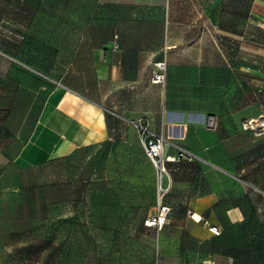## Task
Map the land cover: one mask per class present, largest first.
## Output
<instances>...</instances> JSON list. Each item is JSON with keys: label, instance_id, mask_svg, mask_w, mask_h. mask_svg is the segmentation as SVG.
<instances>
[{"label": "crops", "instance_id": "obj_1", "mask_svg": "<svg viewBox=\"0 0 264 264\" xmlns=\"http://www.w3.org/2000/svg\"><path fill=\"white\" fill-rule=\"evenodd\" d=\"M83 2L82 14L69 12L54 23L42 51H5L10 62L2 66L0 95L11 112L21 104V113L10 116L29 131L16 154L6 151L7 142L0 146V178L11 167L47 165L108 143L113 121L130 124L140 140L133 122H141L165 136L164 155L176 157L166 166L181 171L171 180L180 195L162 203L173 213L180 201V229L207 239L208 224L243 226L254 193L264 196V126L244 127L250 119L264 123V73L258 94L253 80L254 0ZM255 3L264 6V0ZM256 17L264 22V15ZM25 25L27 46L37 43L35 25ZM115 37L119 46L113 49ZM162 58L166 81L159 86L150 75ZM194 161L204 176L196 190L177 178ZM8 195L0 189L1 201ZM190 215L198 223L190 226ZM29 243L16 245L21 261Z\"/></svg>", "mask_w": 264, "mask_h": 264}, {"label": "rangeland", "instance_id": "obj_2", "mask_svg": "<svg viewBox=\"0 0 264 264\" xmlns=\"http://www.w3.org/2000/svg\"><path fill=\"white\" fill-rule=\"evenodd\" d=\"M43 1L36 5L31 0H0V76L2 66L10 62L5 51H42L55 22L69 12H84V0H71L72 6L69 0ZM253 11V80L258 94L264 73V22L256 16L264 15V6L254 0ZM28 21L39 37L29 46L24 29ZM11 106L0 95V146L7 142L6 151L14 155L29 127L10 116L21 113V104L13 112ZM250 121L251 128L264 126L257 119ZM109 125L116 131L102 146L3 173L0 189L10 195L0 199V264H264V196L254 193L243 226L207 239L198 231L180 229L185 219L179 200V208L167 214L162 228L149 227L145 220L157 209V170L152 166L154 174L149 176L135 128L126 122ZM201 171L194 161L177 178L196 190L204 178ZM180 172L168 170L170 185L163 200L179 198L171 180ZM189 218L190 226L198 223V216ZM27 239L30 247L26 261H21L23 250L17 246Z\"/></svg>", "mask_w": 264, "mask_h": 264}, {"label": "built area", "instance_id": "obj_3", "mask_svg": "<svg viewBox=\"0 0 264 264\" xmlns=\"http://www.w3.org/2000/svg\"><path fill=\"white\" fill-rule=\"evenodd\" d=\"M117 38H114L113 49L118 48ZM167 62L165 58H162L153 63V69L150 75V81L159 86H164L166 81ZM214 116L210 115L207 118V126H214ZM133 125L138 129L140 133V142L145 156L150 160L154 168L157 170V182H158V198H157V212L149 216L145 220V224L149 227L157 229L162 228L165 223L166 216L170 211V207L162 203V198L165 191L168 189V185L165 184L167 179L168 168L166 162L175 161L176 157L170 155H164V146L166 137L162 134H158L148 129V127L141 122H133ZM251 121H248L245 128H251ZM186 155V152L180 151L179 155ZM163 191V192H162ZM207 229L214 235H219L221 229L217 225L208 224Z\"/></svg>", "mask_w": 264, "mask_h": 264}, {"label": "trees", "instance_id": "obj_4", "mask_svg": "<svg viewBox=\"0 0 264 264\" xmlns=\"http://www.w3.org/2000/svg\"><path fill=\"white\" fill-rule=\"evenodd\" d=\"M220 229H221V232H220V234H222V233H223V231H226V229H227V228L224 230V229H223V227H221V226H220ZM220 234H219V235H220ZM213 235H214V234H212V236H213Z\"/></svg>", "mask_w": 264, "mask_h": 264}]
</instances>
